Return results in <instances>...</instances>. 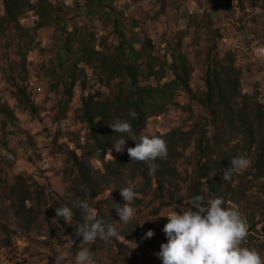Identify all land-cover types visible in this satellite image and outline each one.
<instances>
[{"label": "rangeland", "instance_id": "obj_1", "mask_svg": "<svg viewBox=\"0 0 264 264\" xmlns=\"http://www.w3.org/2000/svg\"><path fill=\"white\" fill-rule=\"evenodd\" d=\"M25 1L29 6L15 24L7 22L0 0V264H53L57 254L62 264H75L83 247L95 264H161L155 254L166 238V215L191 208L195 195L206 201L219 196L224 206L237 205L248 226L241 246L264 260V115L255 109L257 103L264 113L263 0H71L69 6L63 0ZM65 44L67 58L62 56ZM129 47L140 53V86L171 80V57L180 54L197 96L175 90L179 106L168 104L147 119L140 133L151 137L176 131L166 145L169 168L158 178L130 160V140L124 151L113 149L119 133L104 159L97 160L81 120L83 98L110 102L120 96L126 82L114 71ZM59 57L65 60L62 66ZM223 57L239 71L238 91L248 97L252 117L217 128L197 98L206 91L210 59ZM154 63L163 68L157 78L147 76ZM237 101L241 108L242 100ZM72 154L88 170L90 186L78 177ZM239 156L249 160L248 167L223 180L224 169ZM107 163L109 177L104 176ZM124 187L138 195L133 217L121 225L116 224L117 207L125 203ZM81 202L119 235L82 244L76 236L77 226L87 222ZM62 206L72 209L70 221L56 216ZM148 230L154 235L144 238Z\"/></svg>", "mask_w": 264, "mask_h": 264}, {"label": "clouds", "instance_id": "obj_2", "mask_svg": "<svg viewBox=\"0 0 264 264\" xmlns=\"http://www.w3.org/2000/svg\"><path fill=\"white\" fill-rule=\"evenodd\" d=\"M137 113L130 111L128 118H116L109 127L114 133L121 134L113 144L116 152L125 150L126 140L135 141L134 147L126 149L131 161L145 162L149 165V172L154 173L156 165L153 163L158 157H166L167 148L164 140L159 136H140L135 140L130 119H134ZM127 137V138H126ZM8 159H12L10 153H3ZM249 160L246 157H233L230 167L224 169L222 179L228 181L234 172L248 167ZM120 195L124 200L122 206L117 207L119 223L127 224L133 217L134 198L138 195L132 188L120 189ZM222 197H215L207 201L201 195L191 198V208L182 213L175 210L167 213V222L162 228L166 237V243L160 245L155 254L161 264H264L259 253L254 249L241 246L247 236L248 226L242 218L239 207L233 204L226 207ZM80 207L85 211L87 222L77 226L76 236L81 237L82 244L96 241H109L119 235L112 224H106L96 218L93 209L88 208L83 202ZM56 216L64 221H70L73 212L68 206L55 209ZM115 223V222H113ZM152 230L144 234V238H151ZM63 256L57 254L53 264H62ZM75 264H95L92 253L87 247L81 248L75 255Z\"/></svg>", "mask_w": 264, "mask_h": 264}, {"label": "trees", "instance_id": "obj_3", "mask_svg": "<svg viewBox=\"0 0 264 264\" xmlns=\"http://www.w3.org/2000/svg\"><path fill=\"white\" fill-rule=\"evenodd\" d=\"M19 2V0H3L4 13L7 22L16 24L17 16L26 11L29 6L28 1L23 0V2ZM67 46L68 45L65 44L62 55L63 57L68 55ZM91 54H93V56L98 55V53L94 52V49H91ZM121 54V63L119 66L116 65L114 71V74L118 78L123 79V81L126 82L125 87L120 89V96H118L116 100L113 99L110 102L106 100L102 101L97 98V96H89L82 99L81 120L88 128L86 142L90 143L97 160H103L106 151L111 149L110 143L114 141L112 139L114 131L109 125L112 124L116 118H128V113L130 111H135L137 113L136 117L130 119L129 122L132 125L135 140H139V137L141 136L140 133L148 118L162 113L168 104L179 106L173 99V93L175 90L181 89L189 97H197L189 86L190 71L187 61L180 54H174L171 57L169 69L173 76L172 79L155 86H140L138 83V77L141 75L139 67L136 65L137 57L139 58L140 56L139 52L136 53L131 47H129L127 57H125L124 50H122ZM130 60H132V62H130ZM58 62H60V66L65 64V60L61 57L58 58ZM162 70L163 68L161 66L155 65V63L150 64L147 68V76L157 78ZM110 74H112V71ZM110 74L108 77H111ZM205 76L206 91L203 96L197 98V100L208 111L210 122L213 126L220 128L223 125L234 126L240 122H250L252 115H250L251 111L248 109L249 106L246 101L248 97L241 95L238 91L239 71L233 66L232 60L229 57L214 60L210 59ZM18 90L22 91L19 88ZM122 97L124 98L123 102L121 100ZM238 98L243 102L241 108L238 107ZM255 109L257 112H260L261 116L264 115V113H261L262 111L259 104L255 103ZM252 112H254V110H252ZM255 119L258 118L255 117ZM261 121H264V117H260V122ZM175 134L176 131L172 130L167 134L157 136L162 138L167 145L174 141ZM130 141L132 147H134L136 142L132 140ZM200 147L201 143L198 144V148ZM201 157L203 158V155ZM168 160L169 159H166L165 157H158L153 162L156 165L154 174L157 178L165 171V167L169 168ZM71 161L72 166L77 170L80 180L90 186L92 182L90 174L88 173V170L84 168L80 159L75 154H72ZM201 162L202 160L199 159V164ZM141 163L149 170V165L147 163ZM110 166L111 163L104 164V170L106 173L104 176L106 177H109L112 174ZM206 181L210 183V180ZM19 204L25 208L24 202L21 201ZM74 216L75 219L78 218L76 214ZM78 222H80L79 219ZM166 242L165 238L157 244V246L160 248V245Z\"/></svg>", "mask_w": 264, "mask_h": 264}, {"label": "built area", "instance_id": "obj_4", "mask_svg": "<svg viewBox=\"0 0 264 264\" xmlns=\"http://www.w3.org/2000/svg\"><path fill=\"white\" fill-rule=\"evenodd\" d=\"M63 4H64L65 6H67V0H63ZM261 51H264V50L262 49ZM259 54H261V52H259ZM69 124H70V123H69Z\"/></svg>", "mask_w": 264, "mask_h": 264}, {"label": "bare ground", "instance_id": "obj_5", "mask_svg": "<svg viewBox=\"0 0 264 264\" xmlns=\"http://www.w3.org/2000/svg\"><path fill=\"white\" fill-rule=\"evenodd\" d=\"M68 1L71 2V0H67V6H69V2H68ZM261 50H262V49H261ZM261 50H260L261 54H264V51H261ZM261 54H260V55H261Z\"/></svg>", "mask_w": 264, "mask_h": 264}]
</instances>
